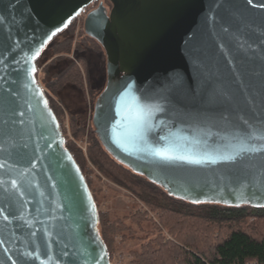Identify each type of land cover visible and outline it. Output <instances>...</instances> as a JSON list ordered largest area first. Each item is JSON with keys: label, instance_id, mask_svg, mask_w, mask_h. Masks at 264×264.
I'll use <instances>...</instances> for the list:
<instances>
[{"label": "water", "instance_id": "water-1", "mask_svg": "<svg viewBox=\"0 0 264 264\" xmlns=\"http://www.w3.org/2000/svg\"><path fill=\"white\" fill-rule=\"evenodd\" d=\"M93 1L0 0V264H111L36 76ZM108 1L83 22L105 54L91 115L104 149L175 198L264 208V0Z\"/></svg>", "mask_w": 264, "mask_h": 264}, {"label": "trees", "instance_id": "trees-1", "mask_svg": "<svg viewBox=\"0 0 264 264\" xmlns=\"http://www.w3.org/2000/svg\"><path fill=\"white\" fill-rule=\"evenodd\" d=\"M63 31L57 33L46 46L50 45L53 39ZM87 39L98 44L93 38L87 37ZM70 46L71 39L67 38L56 44L55 53H67L70 51ZM63 62L65 59L59 57L51 62L49 67L44 68L40 83L46 90L56 93L60 86L67 82L82 88L80 71L74 63H69L49 81L47 74ZM94 87L91 85L92 90ZM45 95L49 107L60 124L59 108L52 103L46 92ZM60 129L64 134L61 125ZM72 130L77 135L81 128L79 125L72 126ZM65 147L71 152L91 189L84 156L66 140ZM87 151L90 161L104 176L129 190L149 209L160 212V224L176 241H164L158 225L148 220L143 213L111 217L109 213L98 211V229L107 246L110 261L113 234L122 232L124 241L134 239L141 241L139 249L131 251L133 261L141 264H264L263 207L225 206L215 203L194 204L175 198L144 176L118 163L104 149L95 134H92L90 138ZM249 215H253L262 227L258 234L244 226V220ZM123 218H128L130 223L124 222ZM132 225H136L143 235L136 236L137 231ZM153 234L154 236L151 237Z\"/></svg>", "mask_w": 264, "mask_h": 264}, {"label": "rangeland", "instance_id": "rangeland-1", "mask_svg": "<svg viewBox=\"0 0 264 264\" xmlns=\"http://www.w3.org/2000/svg\"><path fill=\"white\" fill-rule=\"evenodd\" d=\"M102 3L109 8L108 0H103ZM96 6L95 3L92 8ZM88 10L89 8L85 9V11ZM83 22L84 20H72L70 26L68 25L69 28L55 37L52 43L41 51L36 62L37 79L40 83L44 68L49 67L50 63L59 57H63L65 62L58 68L51 69L47 74L49 81L51 77H55V74L65 69L69 63H74L80 71L82 88L67 82L54 93L41 86L52 103L59 108L60 125L64 131L65 140L74 145L84 156L85 169L98 211L109 213L111 217H123L137 212L143 213L148 220L158 225L164 241H175L169 231L160 224V212L149 209L129 190L108 179L88 158V145L92 134H94L91 122L93 103L105 83V54L99 43L87 39L88 36L83 30ZM67 38L71 39L70 51L55 53L56 44ZM91 85L95 86L93 90ZM77 125L80 126L81 131L76 135L73 133L72 126L76 127ZM123 220L130 223L128 218H123ZM132 226L137 231L136 236L143 235L142 232L138 231L136 225ZM244 226L256 234L262 228L253 215L246 217ZM153 236L154 234L151 237ZM140 244L141 241L137 239L124 241L123 233L115 232L113 234L111 264H141L133 261L131 253L132 250L139 249ZM178 244L181 245L180 242Z\"/></svg>", "mask_w": 264, "mask_h": 264}, {"label": "snow or ice", "instance_id": "snow-or-ice-1", "mask_svg": "<svg viewBox=\"0 0 264 264\" xmlns=\"http://www.w3.org/2000/svg\"><path fill=\"white\" fill-rule=\"evenodd\" d=\"M249 2H251V0H249ZM36 55H39V53H37ZM161 139H163V137H161ZM156 155L159 156V158L163 159V160L179 159V160H182L186 163H202V162H204V161H200V160H188L185 157H175V156L169 155V154L164 153V152H157ZM207 162L215 163L216 161L215 160H209ZM13 186H15V182H13ZM5 219H7V217H5Z\"/></svg>", "mask_w": 264, "mask_h": 264}, {"label": "built area", "instance_id": "built-area-1", "mask_svg": "<svg viewBox=\"0 0 264 264\" xmlns=\"http://www.w3.org/2000/svg\"><path fill=\"white\" fill-rule=\"evenodd\" d=\"M87 11H85V9L83 11H81L73 20H84L85 16H86Z\"/></svg>", "mask_w": 264, "mask_h": 264}, {"label": "flooded vegetation", "instance_id": "flooded-vegetation-1", "mask_svg": "<svg viewBox=\"0 0 264 264\" xmlns=\"http://www.w3.org/2000/svg\"><path fill=\"white\" fill-rule=\"evenodd\" d=\"M102 1H103V0H95V1H93V2H92L87 8L92 9V5H93V4L96 3L97 6H98L100 3H102Z\"/></svg>", "mask_w": 264, "mask_h": 264}]
</instances>
